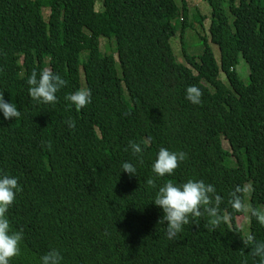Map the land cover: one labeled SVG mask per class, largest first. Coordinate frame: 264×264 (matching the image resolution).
Segmentation results:
<instances>
[{
    "label": "trees",
    "instance_id": "16d2710c",
    "mask_svg": "<svg viewBox=\"0 0 264 264\" xmlns=\"http://www.w3.org/2000/svg\"><path fill=\"white\" fill-rule=\"evenodd\" d=\"M98 1L0 0V92L21 113L4 119L0 111V174L16 177L22 189L6 213L11 229L24 234L9 264H40L52 248L61 264H259L237 224L244 215L228 200L236 186L251 184L250 206L264 208V0H201L212 10L209 37L220 66L206 39L200 57L188 52L193 24L185 0L181 7L175 0H101L102 10ZM195 20L203 25L205 18ZM178 34L185 64L171 46ZM101 38L115 41L120 75ZM45 68L68 82L54 105L28 93V77ZM81 73L92 97L77 111L65 96L82 88ZM189 86L202 92L200 104L186 99ZM130 141L144 148L142 163ZM162 147L187 159L157 178L152 165ZM125 162L136 175L122 172ZM189 179L215 187L228 219L211 232L201 218L169 240L152 201L164 183ZM250 235L264 242L254 217Z\"/></svg>",
    "mask_w": 264,
    "mask_h": 264
},
{
    "label": "clouds",
    "instance_id": "9594fccd",
    "mask_svg": "<svg viewBox=\"0 0 264 264\" xmlns=\"http://www.w3.org/2000/svg\"><path fill=\"white\" fill-rule=\"evenodd\" d=\"M27 83L29 85L28 93L33 101L54 105L57 103L56 93L66 87L68 82L50 68H45L39 74L33 71L28 77ZM91 97L90 89L81 88L66 95L65 100L74 105L77 111H80L91 103ZM201 97L202 92L196 86H189L186 89V99L191 103L200 104ZM0 111L3 112L4 119H16L21 115L14 104L4 100V92H0ZM66 123L70 128L76 126V122L71 119ZM149 142L146 139L142 143L147 146ZM129 147L132 154L138 156L142 163L144 148L141 143L130 141ZM186 159L187 153L172 152L162 147L152 165V172L157 178H162L165 175L171 176L180 163ZM136 171L132 163L122 164V172L128 173L130 177L136 175ZM146 184L152 188L156 187V181L153 178L147 179ZM21 190L16 177L0 174V264H9L14 257L21 253L23 230L13 231L6 216L17 193ZM247 191L246 187L236 186L229 194L228 204L233 213L254 217L259 225L264 227V210L251 207L244 202V195ZM152 202L163 211V216L158 223L167 222L165 234L169 240H175L177 235L182 232L184 225L189 223L199 225L201 218H207L204 227L211 232L219 229L221 224L228 219L220 210L223 198L216 193L212 184H206L202 180L189 179L180 185L166 182L158 188ZM243 243L245 247L251 248L249 254L258 258L259 264H264V242H256L255 237L249 235L243 239ZM62 259L59 250L52 248L40 257V264H61Z\"/></svg>",
    "mask_w": 264,
    "mask_h": 264
},
{
    "label": "rangeland",
    "instance_id": "374dc122",
    "mask_svg": "<svg viewBox=\"0 0 264 264\" xmlns=\"http://www.w3.org/2000/svg\"><path fill=\"white\" fill-rule=\"evenodd\" d=\"M175 1L180 7L182 6V0H175ZM185 1L187 4V7H188V11H189V21L193 24V28L188 30L187 34H186V43H187L188 52L192 56H195L197 58L200 57L204 51V40L206 39L209 43V46L211 47V49L214 53V57H215V60L218 64V66H220L221 54H220L219 48L211 42V39L209 37V28H210V24H211V12H212L211 7L207 3H205L201 0H185ZM101 3H102L101 0H99L97 2V9L98 10L103 9V5ZM44 14H45V17L47 19L48 10H44ZM195 16H200L202 18L203 17L205 18L203 25L198 23L195 20ZM157 17L162 18L161 11L157 12ZM234 21H235V17L233 16L230 18V24H233ZM114 42L115 41L108 40L105 38H101L100 39L101 52L103 53V55H106V56L114 55L116 58V61H117V52L115 49L116 46H115ZM171 46H172L173 52H174L177 60L180 63L185 64V59H184L183 54H182V44H181L180 34H178L174 39H172ZM87 55H88L87 52L82 53L81 60L82 61H83V59L85 60ZM116 67H117V71L120 75L121 69H120V65H119L118 61L116 62ZM238 72H239L241 78L244 81H247L250 70H249V66L243 60V58H240V64L238 66ZM220 77H221V80L223 82L226 81L225 76L223 74H221ZM81 83H82V88H86L83 73H81ZM225 147L228 148L227 145ZM251 187H252L251 184L246 185V188L248 189V191L246 193V200H247L246 204L249 206H250L249 198L251 196ZM262 210H264V208H262ZM237 224L243 230L244 235L247 238V236L250 235V217L244 215V216L238 218Z\"/></svg>",
    "mask_w": 264,
    "mask_h": 264
}]
</instances>
